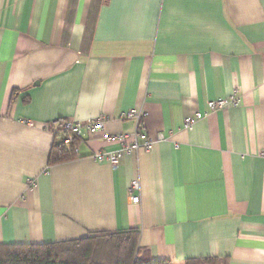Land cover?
Instances as JSON below:
<instances>
[{"label": "crops", "instance_id": "1", "mask_svg": "<svg viewBox=\"0 0 264 264\" xmlns=\"http://www.w3.org/2000/svg\"><path fill=\"white\" fill-rule=\"evenodd\" d=\"M133 109L147 151L49 163L54 123L131 136ZM129 229L152 261L264 264V0H0V245Z\"/></svg>", "mask_w": 264, "mask_h": 264}, {"label": "trees", "instance_id": "2", "mask_svg": "<svg viewBox=\"0 0 264 264\" xmlns=\"http://www.w3.org/2000/svg\"><path fill=\"white\" fill-rule=\"evenodd\" d=\"M74 156L61 142L54 144L49 163H62ZM140 232L129 229L113 235L50 244L0 245V264H170L152 261L139 246ZM100 248L108 250L106 260L96 258ZM184 264H227L225 259H195Z\"/></svg>", "mask_w": 264, "mask_h": 264}, {"label": "built area", "instance_id": "3", "mask_svg": "<svg viewBox=\"0 0 264 264\" xmlns=\"http://www.w3.org/2000/svg\"><path fill=\"white\" fill-rule=\"evenodd\" d=\"M240 102L237 96H231L229 99H221L216 101H210L207 104L208 113H212L218 109H222L230 104L238 105ZM125 119H134L136 122V131L131 136L129 135H110L106 132V120L103 117H98L92 119L86 123L73 120H61L54 123V128L52 129L56 137H58L59 142L63 144L66 151L74 156L79 155V150L77 147V141L83 136H92L94 134L100 133L103 138L110 142L115 141L119 143V149L112 152L95 153L92 158L96 162H107L113 167H116L119 160L124 155L135 153L142 149L147 151L152 143L151 139L148 138L146 133L142 131L141 125L142 120L145 117V112L140 109L130 110L122 115ZM202 118L201 113H195L192 117H188L184 120V129H189L193 124ZM131 140H130V139ZM138 183L133 181L131 183V190H137ZM139 200L138 196L131 195L132 203H137Z\"/></svg>", "mask_w": 264, "mask_h": 264}, {"label": "rangeland", "instance_id": "4", "mask_svg": "<svg viewBox=\"0 0 264 264\" xmlns=\"http://www.w3.org/2000/svg\"><path fill=\"white\" fill-rule=\"evenodd\" d=\"M108 255H109V252L107 249L104 250L103 248H100L96 252V258L99 260H106Z\"/></svg>", "mask_w": 264, "mask_h": 264}]
</instances>
